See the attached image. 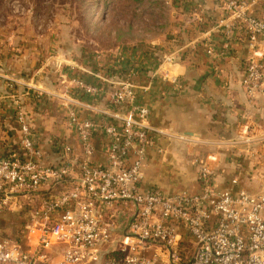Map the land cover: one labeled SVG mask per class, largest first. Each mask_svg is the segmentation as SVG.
<instances>
[{
	"label": "built area",
	"instance_id": "1",
	"mask_svg": "<svg viewBox=\"0 0 264 264\" xmlns=\"http://www.w3.org/2000/svg\"><path fill=\"white\" fill-rule=\"evenodd\" d=\"M218 1L225 13L218 22L225 47L238 35L246 39L249 56L240 81L248 102L264 104V20L250 8L256 0ZM102 59L91 58L97 70L86 71L90 77L79 68L65 75L57 98L74 143H58L52 163L44 162L24 112L14 115L18 152L0 153V201L7 206L12 198L25 197L36 207L17 240L0 231V264H264V174L254 192L240 186L238 177L219 188L209 165L214 156L208 155L196 170L197 194L141 190L147 154L159 132L148 124L149 109L138 98L144 87L137 79L158 71L153 64L109 75L102 65L109 69L114 63ZM1 78L10 96L16 81ZM86 97L106 102L104 122L84 115L82 110L91 111ZM253 127L247 119L229 143L240 160L259 158L264 148V132L254 135ZM95 136L102 144L100 158ZM52 186L58 187L51 197L40 193Z\"/></svg>",
	"mask_w": 264,
	"mask_h": 264
},
{
	"label": "crops",
	"instance_id": "2",
	"mask_svg": "<svg viewBox=\"0 0 264 264\" xmlns=\"http://www.w3.org/2000/svg\"><path fill=\"white\" fill-rule=\"evenodd\" d=\"M171 2L172 16L177 19L170 32L172 36L166 42L160 39L152 43V50L141 49L138 53H130L126 59L130 67L152 68L155 64L158 71L156 76L149 73L137 79L138 84L144 87L138 92V98L149 109L148 124L159 132L153 133L154 144L148 151L139 188H159L165 192L184 190L197 194L196 170L201 161L213 155L214 160L209 165L215 171L216 186L223 188L229 180L238 177L240 186L257 191L262 187L258 176L264 174V148H259V158L249 161L238 159L237 150L229 148L230 141L247 119L254 125L252 134L264 132V104L260 101L249 104L240 81L249 56L246 39L238 35L236 42L225 47L218 25L225 13L218 0ZM250 8L256 17L264 20V0H256ZM1 40L2 37L0 153L10 155L18 152L20 134L14 115L20 109L40 140L44 162L52 163L58 143H74L73 135L65 129L64 110L57 98L62 95V83L68 81L66 69L71 66L65 64L67 68L60 71L57 67L63 63L62 60L46 56L44 47L40 48L42 58L37 61L34 54L23 46L2 44ZM208 48L213 49L212 55L206 53ZM111 66L116 67L115 64ZM54 69L62 87L58 92L50 90L48 82L52 80L43 83L46 81L43 76H49ZM3 75L16 81L10 96L5 90ZM83 102L90 106L86 110H91H82L84 115L99 123L106 120L104 100L86 97ZM94 141L97 158H100L101 140L95 136ZM75 153L80 157L77 148ZM70 186L71 182L65 184V187ZM25 199L28 200L25 197L12 198L7 206L0 201V205L14 215L12 228L16 226L17 215L23 211L26 212L25 224L27 222L29 210L27 206L23 207L27 205L25 202L22 204ZM8 230L11 229L6 228L2 234L6 236ZM9 233L13 235L12 231ZM51 258L53 261L60 259L58 256Z\"/></svg>",
	"mask_w": 264,
	"mask_h": 264
},
{
	"label": "rangeland",
	"instance_id": "3",
	"mask_svg": "<svg viewBox=\"0 0 264 264\" xmlns=\"http://www.w3.org/2000/svg\"><path fill=\"white\" fill-rule=\"evenodd\" d=\"M97 1L0 0L1 43L23 46L37 61L42 58L40 48L44 47L46 56L62 60L57 67L60 71L69 64L68 74L71 68L83 69V74L90 77L86 71L97 70L92 57L99 55L103 64L116 65L109 70L102 65L103 72L129 74L135 69L126 62L130 53L145 48L152 50V43L160 39L166 42L172 36L170 32L177 19L172 16L171 0H141L132 6L124 0H109L107 5ZM45 75L43 83L52 80L48 82L50 90L62 89L55 69L49 76ZM24 202L27 205L23 207L27 206L28 210L36 207L34 200ZM3 219L5 227L11 229L14 215L5 213Z\"/></svg>",
	"mask_w": 264,
	"mask_h": 264
},
{
	"label": "trees",
	"instance_id": "4",
	"mask_svg": "<svg viewBox=\"0 0 264 264\" xmlns=\"http://www.w3.org/2000/svg\"><path fill=\"white\" fill-rule=\"evenodd\" d=\"M124 1H126L127 4H129L130 6H132L131 4L134 3V2H137V3L141 2V0H124ZM97 3L102 4V5H107L109 3V0H103V1L98 0ZM63 181H66V179L63 180ZM52 187H54V186H52ZM52 187L50 189L44 191V193H42L43 195H45L44 197H46V198L51 197L53 189H56L58 186H56L54 188H52ZM5 213L11 214L10 212H7V208L5 206L0 205V231H1V235H3L2 232L6 229V227L4 225L5 224V220L3 219ZM25 214H26V212L23 211V212H21V214L17 215L16 226L14 228L11 227V230H9V231H12V234L15 232V235H11L9 233L10 235L7 234L6 235L7 237H9L10 239H15V240L18 239V237L20 236V233H21V231L23 229V226L25 224ZM106 259H107V257H106Z\"/></svg>",
	"mask_w": 264,
	"mask_h": 264
}]
</instances>
